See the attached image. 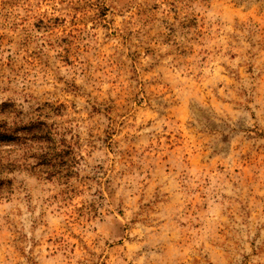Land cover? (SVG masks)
<instances>
[{
  "label": "rangeland",
  "instance_id": "rangeland-1",
  "mask_svg": "<svg viewBox=\"0 0 264 264\" xmlns=\"http://www.w3.org/2000/svg\"><path fill=\"white\" fill-rule=\"evenodd\" d=\"M0 264H264V0H0Z\"/></svg>",
  "mask_w": 264,
  "mask_h": 264
}]
</instances>
